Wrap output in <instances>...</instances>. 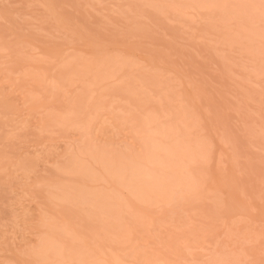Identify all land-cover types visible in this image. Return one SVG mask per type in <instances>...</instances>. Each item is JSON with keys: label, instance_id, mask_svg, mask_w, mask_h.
Wrapping results in <instances>:
<instances>
[{"label": "rangeland", "instance_id": "obj_1", "mask_svg": "<svg viewBox=\"0 0 264 264\" xmlns=\"http://www.w3.org/2000/svg\"><path fill=\"white\" fill-rule=\"evenodd\" d=\"M178 1L0 0V47L1 43L3 46L9 43L8 50L11 49L0 52V259H5V264H35L28 260L30 257L28 261L24 259L44 245L41 242L47 240L54 224L58 226L60 222L61 226L68 221L69 226L83 232L88 230L83 225L86 223L82 218L85 212L90 217L93 213L99 215V219L94 214L93 217L101 224L100 219H109L105 210L111 209L123 211L125 226L118 234L127 237L126 231L129 230L133 239L128 241L129 244L127 242L128 246L123 241L126 237L121 241L123 245L117 243L119 238L111 235L113 229L109 227L112 230L110 235L104 234L109 228L105 226L103 231L101 224L98 237L95 234L90 244L97 250L89 249L92 254L101 252L97 258L102 252L108 253L105 258L110 255L106 260L112 264H264V26L250 18L247 0L217 1L211 8L217 17L210 12L207 14L211 9L206 13L207 9L197 8L205 5L204 0ZM236 12L244 17L239 18L240 22L234 19ZM206 16L208 18L204 19ZM11 45L15 46L12 48ZM16 46L19 47L18 51L15 50L18 55L11 54ZM84 61L93 63L92 72L96 75L92 79L86 75L85 68H78ZM115 61L124 65L127 62V67L120 71L124 78L117 74V79H104L106 82L102 80L101 84L98 81L97 86L91 88V80L94 82L101 71L105 73L114 69L110 66ZM74 63H77V69L73 67ZM99 66H104L103 70H99ZM40 70L42 73L46 71L43 73L46 79L40 76ZM70 71L78 73L72 76ZM124 73H130L128 78ZM79 78L83 81H77ZM93 88L98 91L91 95ZM99 88L106 90L103 91L105 96ZM150 89L155 93L163 90V94L157 91V95L152 96L154 92ZM178 104L182 107L179 108ZM93 106H102V109L96 111ZM74 108L77 112L83 111L81 117L71 113ZM150 109L157 120H154L155 116L147 120ZM56 117L68 119L64 124L67 127L53 126L52 129L49 120ZM174 118L185 119L187 127L195 124L191 130L200 136L199 140L203 139L200 143L204 142L209 150L207 166L204 164V173L202 171L199 176L204 189L201 192L206 191L205 195L202 193L203 196L187 200L177 209L159 206L150 213L143 212L145 209L141 207L134 209L123 205L125 200L131 199L130 194L118 189L117 185L113 187L115 183L101 182V185L100 182L83 180L88 178L86 175L77 176L84 182L76 176V181L72 179L74 162H78L74 157L80 151L87 155L90 148L94 154L98 148L102 152L121 154L123 158L127 156L126 160L144 155L143 146L137 144H140V135L149 127H145L147 122L159 127ZM78 122L85 126L78 125ZM78 126L86 129L81 131ZM134 136H140L139 140ZM86 155L82 158L96 165L93 158ZM97 166H91L94 167L93 175L98 170L104 176L101 166ZM98 171L96 175L101 176ZM83 189L86 191L82 192ZM79 191L88 192L87 197L89 192L98 191L108 193L112 198L101 205L94 197L86 198ZM77 193L86 198L83 206L72 203L74 207L71 202L60 200L62 197L71 200L79 195ZM22 208H27L25 212H28L25 214L23 210L20 213ZM101 238L105 239L107 246ZM99 239L105 242L104 245ZM186 242L189 243L187 247L184 246ZM113 244L127 247L129 251L133 249L131 258L128 251V255L118 254L119 249L124 251L127 248H116ZM181 244L188 248V253ZM116 253L118 258L114 263L112 257Z\"/></svg>", "mask_w": 264, "mask_h": 264}, {"label": "bare ground", "instance_id": "obj_2", "mask_svg": "<svg viewBox=\"0 0 264 264\" xmlns=\"http://www.w3.org/2000/svg\"><path fill=\"white\" fill-rule=\"evenodd\" d=\"M178 1V0H177ZM184 1V0H183ZM188 0H185V2H187ZM190 1V0H189ZM188 1V2H189ZM192 1V0H191ZM193 1H196V0H193ZM206 1V3H205V5H200V6H197V8L198 9H202V10H204V9H207V10H205V12L206 11H208L209 9H211V8H213L212 6H214L215 4H216V2L217 1H223V0H204V1H202V2H205ZM227 1V0H226ZM232 1V0H231ZM249 1H251V0H247V5H248V8H249V11H250V18L251 17H253L256 21H255V23H258V24H262L263 26H264V21H262V19H261V10H260V2H261V0H252V1H256V2H250L249 3ZM179 3L181 2V0L180 1H178ZM177 2V3H178ZM197 2H199V0L197 1ZM208 2V3H207ZM176 3V2H175ZM192 3V2H191ZM188 4V3H187ZM187 4H185V5H187ZM223 4V3H222ZM47 5V4H46ZM197 5H198V3H197ZM223 6H224V4H223ZM230 6H232V5H229V7ZM183 7V6H182ZM188 7V6H187ZM228 7V6H227ZM215 8V7H214ZM234 8V7H233ZM47 9V8H46ZM223 8H221L220 10H222ZM242 9V8H241ZM51 11H54V10H52V9H50ZM227 10V9H226ZM243 10V9H242ZM244 10H246V9H244ZM51 11H49V12H51ZM212 9L210 10V11H208V13L207 14H209V12L212 14ZM223 11V10H222ZM205 12H203V13H205ZM219 12V11H218ZM245 12V11H244ZM52 13V12H51ZM221 13V12H220ZM237 13V12H236ZM235 13V14H236ZM54 14H55V12H54ZM57 14V13H56ZM56 14L54 15V16H56ZM222 14V13H221ZM227 14V13H226ZM231 14V13H230ZM241 14V13H240ZM239 14V15H240ZM249 14V13H248ZM206 15V14H205ZM212 15H214V14H212ZM219 15V14H218ZM231 15H233V14H231ZM238 15V13H237V15H234V19L235 20H237V22H238V20H239V22H240V17H243V16H239ZM200 16V15H199ZM204 16V14H202V16L201 17H203ZM209 16V15H208ZM208 16H206V17H204V19L205 18H208ZM221 16V15H220ZM210 18L212 17V16H209ZM213 17H217V16H213ZM213 17H212V19H213ZM249 17V16H248ZM56 18V17H55ZM218 18H220V17H218ZM221 18H223V17H221ZM233 18V17H232ZM244 18V17H243ZM57 20L58 19H56V22H57ZM217 20V19H216ZM220 20V19H219ZM225 20V19H224ZM252 19H250V21H251ZM202 21V20H201ZM221 21V20H220ZM226 21V20H225ZM246 21V20H245ZM207 22H209V21H207ZM244 22V21H243ZM243 22H241V23H243ZM254 22V21H253ZM252 22V24L254 25V23ZM61 23V22H60ZM204 23V22H203ZM219 23V22H218ZM205 24H209V23H205ZM204 24V25H205ZM221 24V23H220ZM223 24V23H222ZM61 25H63V24H61ZM136 25L138 26V24L136 23ZM203 25V24H202ZM241 25V24H240ZM131 26H133V25H131ZM206 26V25H205ZM223 26V25H222ZM236 26H238V25H236ZM250 26V25H249ZM134 27H136V26H134ZM139 27H140V24H139ZM138 27V28H139ZM143 26H141V28H142ZM216 27V26H215ZM225 27V26H224ZM251 27V26H250ZM138 28H137V30H138ZM252 28V27H251ZM251 28H249V29H251ZM258 28V27H257ZM136 29V28H135ZM134 29V30H135ZM217 29H218V27H217ZM219 29H220V27H219ZM253 31V30H252ZM7 41V40H6ZM19 41V40H18ZM25 42V41H24ZM11 43V42H10ZM22 43H23V41H22ZM3 43H1V47H0V52L2 53V51L3 52H5V49H7L8 50V48H10L9 46V43H7L8 45H6L5 44V46H7V47H5V46H3L2 45ZM11 44H13V43H11ZM15 46V45H14ZM13 46V47H14ZM11 47H12V45H11ZM12 47V48H13ZM22 47H24V45L22 46ZM21 47V48H22ZM25 47H26V45H25ZM63 47V46H62ZM19 49V47H17L16 46V48L12 51V52H10L11 54L13 53L14 54V52L16 53V55H18V53L16 52V51H18V50H16V49ZM20 48V49H21ZM9 50H11V49H9ZM8 50V51H9ZM16 50V51H15ZM23 50V49H22ZM60 50V49H59ZM7 51V52H8ZM67 51V50H66ZM116 52V51H115ZM20 53V52H19ZM21 54V53H20ZM40 54V53H39ZM63 54V53H62ZM5 56V54H2V56ZM15 55V56H16ZM40 55H42V53L40 54ZM66 56V57H72V55L71 54H63V56ZM261 55V54H260ZM8 56V55H7ZM76 56V55H75ZM79 56H81V55H79ZM116 56V58L118 57L117 55H115ZM6 57V56H5ZM43 57V56H42ZM82 57V56H81ZM87 57V56H86ZM260 57V56H259ZM263 57V56H262ZM119 58V57H118ZM67 59V58H66ZM72 59V58H71ZM80 59V58H79ZM91 59H92V56H91ZM93 59H95V58H93ZM120 59V58H119ZM73 60V59H72ZM83 60H84V58H83ZM82 60V61H83ZM87 60V59H86ZM113 60H114V58H113ZM112 60V61H113ZM118 60V59H117ZM95 61V60H94ZM105 61V60H104ZM124 61V60H123ZM74 62V61H73ZM86 62H88V61H86ZM93 62V61H92ZM108 62V61H107ZM61 63H63V62H61ZM60 63V64H61ZM110 63V62H109ZM109 63H107V65L109 64ZM112 63H114V61L112 62ZM111 63V64H112ZM126 63L127 62H125V65H124V63L122 64V63H119V61H118V63H117V61H115V64H113V66L111 65L110 67L111 68H114V69H109V71L111 70V72H103V71H101L102 73L100 74L99 73V75L97 76V79H99V80H95L94 82H93V80H91L90 81V79H92V77L93 76H95L96 75V73H93L92 72V66H93V63L91 64V62H90V64H87V63H85V61L84 62H82V63H80L79 64V66H78V68H80V69H84L85 70V73H86V75L87 76H90L91 78L90 79H88V81H90L89 83H90V87L91 86H93L94 88L97 86V82L99 81L100 82V84H101V81L103 80L104 81V83L106 82L104 79H108V80H110L111 78L112 79H115V77L117 76V74L118 75H121L120 73V71L122 70V68H124V66H126ZM59 64V65H60ZM64 64V63H63ZM63 64H61V65H63ZM77 64V63H76ZM76 64L74 63L73 65V67L75 68V66H76ZM46 65V64H45ZM44 65V67H46ZM70 65H72V63H70ZM70 65H69V67H70ZM97 65V64H96ZM101 65V64H100ZM110 65V64H109ZM59 67V66H58ZM62 67V66H61ZM72 67V66H71ZM87 67H89V68H87ZM99 67H101V66H99ZM104 66H102L101 67V69H99V70H103L102 68H103ZM127 67V66H126ZM126 67H125V69H126ZM53 68V67H52ZM63 69H64V67H62ZM66 68V67H65ZM93 68H95V67H93ZM73 69V68H72ZM76 69H77V66H76ZM96 69V68H95ZM127 69H129V67L127 68ZM51 71H52V69H50ZM66 69H64V71H65ZM94 70V69H93ZM114 70V71H113ZM95 71V70H94ZM123 71V70H122ZM40 72H41V70H40ZM46 72V71H45ZM45 72H43L44 74H46ZM56 72V71H55ZM77 71H75V73H76ZM80 72H82V71H80ZM100 72V71H99ZM129 71L128 70H126V73H128ZM39 72H37V74H38ZM42 73V72H41ZM40 74V76H44V74ZM52 73V72H51ZM57 73V72H56ZM59 73V72H58ZM64 73V72H63ZM70 73H71V71H70ZM74 73V74H75ZM78 73V72H77ZM48 74V73H47ZM67 74H69L68 72H67ZM72 74V73H71ZM71 74H69V75H71ZM74 74H72V76L74 75ZM83 74H84V72H83ZM125 74V73H124ZM130 74V73H129ZM129 74H127L128 76H129ZM133 74H136V73H133ZM54 75V74H53ZM52 75V76H53ZM57 75V74H56ZM64 75V74H63ZM82 75V74H81ZM81 75L79 76V77H81ZM85 75V74H84ZM126 75V74H125ZM127 75H126V77H127ZM39 76V77H40ZM49 76H50V74H49ZM72 76L70 77V78H72ZM75 76H78V75H75ZM83 76V75H82ZM122 76V75H121ZM121 76H120V78H121ZM51 77V76H50ZM61 77L63 78V76L61 75ZM64 77H65V75H64ZM66 77H68V75L66 76ZM84 78H85V76H83ZM82 77V78H83ZM123 77V76H122ZM125 77V78H126ZM130 77H131V75H130ZM41 78V77H40ZM44 78H45V76H44ZM119 78V79H120ZM124 78V77H123ZM128 78V77H127ZM132 78H133V75H132ZM131 78V80H133ZM46 79V78H45ZM48 79V78H47ZM50 79V78H49ZM73 79V78H72ZM71 79V80H72ZM111 79V80H112ZM116 79H117V77H116ZM122 79V78H121ZM136 79V78H135ZM134 79V81L133 82H136V80ZM42 80H43V78H42ZM46 81H48V80H46ZM64 81H66V79L65 78H63L62 79V82L64 83V84H66ZM70 81V80H69ZM77 81H83L81 78H79V80L77 79ZM85 81H86V78H85ZM123 81V80H122ZM140 81V80H139ZM141 81H142V79H141ZM51 82H52V80H51ZM53 82H54V80H53ZM61 82V83H62ZM49 83V82H48ZM63 83H62V85H63ZM109 83V82H108ZM125 83V82H124ZM124 83H122V84H124ZM127 83V82H126ZM142 82H140V84H141ZM44 84V83H43ZM59 84V83H58ZM99 84V83H98ZM100 84H99V86H100ZM112 84H114V83H112ZM121 84V85H122ZM128 84V83H127ZM46 85V84H45ZM44 85V86H45ZM57 85V84H56ZM67 85H69V84H67ZM151 85V84H150ZM59 86H61V84L59 85ZM87 86V85H86ZM107 86V85H106ZM118 86H120V85H118ZM141 86V85H140ZM144 86H146V87H148L147 85H144ZM63 87V86H62ZM103 87H105V86H103ZM120 87H122V86H120ZM125 87H128V86H125ZM137 87V86H136ZM146 87H145V89H146ZM169 88H170V86H168ZM56 88V87H55ZM92 88V87H91ZM94 88H93V90L92 91H90L91 93V95H93V92L95 93L96 92V90H94ZM106 88V87H105ZM118 88V87H117ZM117 88H116V90H117ZM83 89V88H82ZM100 89V88H99ZM102 89V88H101ZM100 89V90H101ZM121 89V88H120ZM131 89H133V88H131ZM148 89V88H147ZM156 90V89H155ZM98 91V90H97ZM104 91V90H103ZM102 90H101V92H103ZM107 91H108V89H107ZM118 91V90H117ZM119 91H122V90H119ZM148 91V90H147ZM150 91L151 92H154V90H151L150 89ZM159 93L158 94H163V90H157ZM157 91H156V93L154 92L153 93V95L152 96H154V94H156L157 95ZM162 91V92H161ZM51 92V91H50ZM53 92H55V91H53ZM87 92V91H86ZM85 92V93H86ZM101 92H99V94L101 93ZM104 92H106V90L104 91ZM103 92V94H104V96H105V93ZM109 92V91H108ZM112 92H113V90H112ZM165 92V91H164ZM88 93V92H87ZM97 93V92H96ZM117 93V92H116ZM115 93V94H116ZM124 93V92H123ZM122 93V94H123ZM145 93V92H144ZM144 93H142V94H144ZM167 93V92H166ZM110 94L108 93V95L107 96H109ZM118 95V94H117ZM130 94H128V96H129ZM170 95H172V93L170 94ZM85 96V95H84ZM87 96V95H86ZM85 96V97H86ZM96 96V98L98 97L97 95H95ZM120 96V95H119ZM139 96V95H138ZM146 96H149V95H146ZM161 96H163V95H161ZM89 97V96H88ZM91 97V96H90ZM100 97V96H99ZM132 97V96H131ZM80 98V97H79ZM104 98V97H103ZM106 98V97H105ZM122 98V97H121ZM83 99V98H82ZM89 99V101H90V99L91 98H88ZM95 99V98H94ZM128 99H129V97H128ZM165 99H167V98H165ZM177 99V98H176ZM79 100V99H78ZM96 100V99H95ZM132 100V98H130V101ZM134 100V99H133ZM137 100H138V102L139 101H141V99H140V96L137 98ZM187 100V99H186ZM88 101V102H89ZM98 101V100H97ZM100 101H102V100H100ZM149 101H151V100H149ZM168 101H169V99H168ZM179 101V100H178ZM188 101V100H187ZM186 101V102H187ZM83 103H84V101H82ZM94 102V101H93ZM96 102V101H95ZM127 103H128V101H126ZM153 102V101H152ZM151 102V103H152ZM170 102V101H169ZM177 102V101H176ZM82 103V104H83ZM129 103H131V102H129ZM136 103V102H135ZM142 103V102H141ZM149 103V102H148ZM171 103V102H170ZM180 103V102H179ZM182 103V102H181ZM189 103V102H188ZM81 104V106H84V105H82ZM133 104H134V101H133ZM153 104V103H152ZM152 104H149L150 106L152 105ZM85 105H87V104H85ZM90 104H88L87 105V107L89 106ZM96 105H97V103H96ZM135 105V104H134ZM138 106H139V104H137ZM136 105V106H137ZM179 105V104H178ZM177 105V106H178ZM79 106V105H78ZM137 106V107H138ZM143 106V105H142ZM175 106V105H174ZM176 106V107H177ZM180 106V105H179ZM178 106V107H179ZM189 106H190V104H189ZM100 107V106H99ZM97 108V106H93V108L94 109H96V111H98V109H102V106H101V108ZM134 107V109H135V106H133ZM140 107V106H139ZM146 107V106H145ZM164 107V106H163ZM162 106H161V108H163ZM182 107V104H181V106L179 107V108H181ZM75 108H77V107H75ZM75 108H74V111L72 112V110H71V113H75L74 115H76V113H77V118L80 116L81 117V114L82 113H80L79 111V113L75 110ZM85 109H86V107H84ZM143 108H144V106H143ZM151 108V107H150ZM155 108V107H154ZM138 109H140V108H138ZM144 109H146V108H144ZM156 109H157V106H156ZM136 110V109H135ZM141 110H142V108H141ZM146 110H148V109H146ZM151 111V109L148 111V113H147V111H146V113H147V116H148V119H147V116L145 115V113L143 114V116L147 119V120H150L149 118H151V117H153L154 118V116H155V114L154 115H152V113L150 112ZM153 111L155 112V109H153ZM83 112V111H82ZM141 112V111H140ZM90 113V112H89ZM150 113V114H149ZM69 114H70V112H69ZM87 114V113H86ZM140 115H141V113H139ZM68 115V114H67ZM71 116H74V115H72V114H70ZM70 115H68L70 118H71V116ZM59 117H61L60 115H58ZM76 116L74 117V118H76ZM83 116V115H82ZM89 116V115H88ZM182 116V115H181ZM183 116H184V114H183ZM186 116V115H185ZM208 116V115H207ZM66 117V116H65ZM85 117V116H84ZM66 118H68V117H66ZM66 118H64V120L63 119H58V117H56V118H51L50 120H49V122H50V125H51V128L53 129L54 127H56V128H59V127H63L64 126V124H65V121L66 120H68V119H66ZM137 118V117H136ZM152 118V119H153ZM184 118V117H183ZM183 118H181V119H179V118H174V120H172L171 122H165L164 121V123L163 124H161L159 127L156 125V126H154V125H151V124H149V121L147 122L148 124H146V126H145V123H144V126L147 128V125L150 127V129H149V127L147 128V129H149L148 131H147V129H146V131L144 130V134H141L138 138L140 139H138L136 136H134L135 137V139L137 138V141L139 140L140 141V144H137V145H142L143 146V148H142V150H143V152H144V155L142 154V155H138L137 157H135V158H128V159H130L131 161H127L126 160V158H127V156L125 157V158H123L124 156L122 155L121 157H120V155L121 154H115V153H113L112 151H110V153H107V151L106 152H104V150H103V152L102 151H99V150H97L96 149V152L95 151H93L94 152V154L91 152V149L89 148L88 150L90 151V153H88L87 155L89 156L90 155V157H92L93 158V160H94V162H95V164L96 165H91V164H89L88 162H90V161H88L87 162V160L86 159H83L82 158V156H85L86 155V152L84 153V151L82 152V151H80L81 152V154H80V156H81V158L80 159H77V157H80V156H78V154L80 153H78L77 154V156L76 157H74V158H76V160L75 161H78V162H74L75 163V167H74V169H73V171H71L72 172V174L74 175L73 177H72V179L74 178L75 179V176L77 177V176H81V178L82 177H86V176H88V178L86 179V178H83V180L85 179V180H89V181H91V182H97V183H99V184H101V182H105V183H110V182H112V183H115V184H113V187H114V185H117L118 187V189H124V190H127L128 192H129V194L130 195H128V196H130L131 197V199H129V201H126L125 200V202H124V204L123 205H125L126 207H128V208H134V209H137V207H141V209L142 210H144L143 212H152V211H154L157 207H159V206H161V207H163V208H171V207H173L174 209H177V207H179L181 204H184L185 202H188L187 200H190V199H193V198H196V197H198V195H200V196H203L202 195V193L205 195V193H206V191H205V193L204 192H201V191H203L204 189H203V187H202V185H201V183H200V180H199V176L201 177L202 176V174L204 173V171H203V167H204V164L206 165V159H207V156H208V154H209V150L208 149H206V146H205V143L204 142H202L203 144H201L200 143V141H202V140H199L200 139V136L199 137H197V135L195 134V132H193V130H191V129H193V128H191V127H195L196 125L195 124H193V126H189V127H187V125H186V122L188 123V119H187V117H185V119H187V121L185 122V119L183 120ZM72 119V118H71ZM70 119V120H71ZM81 119V118H80ZM172 118H170V120H171ZM79 120V119H78ZM78 120H76V121H78ZM143 120H145V119H143ZM154 120H157V117L155 116V119ZM83 121H85V120H83ZM45 122H47V125H49L48 123V121H45ZM67 122V121H66ZM80 122H82V121H80ZM137 122V120L135 121V123ZM141 122V119H140V121L139 122H137V124H139ZM143 122V121H142ZM74 123V122H73ZM72 123V124H73ZM87 123H89V122H87ZM151 123V122H150ZM193 123V122H192ZM46 124V123H45ZM69 124V123H68ZM72 124H70V125H72ZM78 125H81V124H79V122L77 123ZM136 124V125H137ZM169 124V125H168ZM44 125V124H43ZM82 125H84L83 123H82ZM81 125V126H82ZM151 125V126H150ZM54 126V127H53ZM77 126V125H76ZM85 126V125H84ZM83 126V128L84 129H86L85 127ZM154 126V127H153ZM47 127H49V126H47ZM65 127V126H64ZM67 127V126H66ZM65 127V128H66ZM79 128H81L80 126H78ZM87 127V126H86ZM212 127V126H211ZM50 128V127H49ZM83 128H81V131H82V129ZM197 128V127H196ZM59 129H61V128H59ZM63 129V128H62ZM69 129V128H68ZM78 129V128H77ZM142 129V128H141ZM141 129H139L138 131L140 132V130ZM211 129V128H210ZM212 130V129H211ZM85 131V130H84ZM78 132V131H77ZM86 132V131H85ZM138 132V133H139ZM196 132H199V131H197L196 130ZM134 133H136V132H134ZM140 133H142V131L140 132ZM78 134V133H77ZM85 134V133H84ZM78 135H80V134H78ZM195 135V136H194ZM81 136V135H80ZM193 137H195V140H199L198 142L197 141H195L194 139H192ZM71 141V140H70ZM69 141V142H70ZM65 143V142H64ZM66 144V143H65ZM69 144V143H68ZM72 144V143H71ZM65 146V145H64ZM136 146V145H135ZM134 146V147H135ZM33 147V146H32ZM69 147V146H68ZM64 148V147H63ZM70 148V147H69ZM66 149V148H65ZM74 149V148H73ZM107 150V149H106ZM97 151H99L98 153H97ZM112 152V153H111ZM86 155V156H87ZM88 159H90V158H88ZM84 160V161H83ZM93 162V163H94ZM86 163H88L89 165H87ZM97 164H100V166H101V170H103V172L105 173V175L104 176H102L103 174L100 172V171H98V172H100L101 173V176L99 175V176H97L96 175V172H95V176L93 175V173H94V171H92V169L94 168V167H91V166H97ZM72 166V165H71ZM99 166V165H98ZM97 166V167H98ZM99 166V167H100ZM207 166V165H206ZM65 170V169H64ZM94 170V169H93ZM95 170H96V168H95ZM202 171H203V173H202ZM93 172V173H92ZM61 173V172H60ZM202 173V174H201ZM64 174V173H63ZM60 175V174H59ZM67 175H69V174H67ZM66 175V176H67ZM71 175V174H70ZM86 175V176H85ZM59 177H61V175L59 176ZM66 178V177H65ZM69 178V177H68ZM77 178H80V177H77ZM80 178V180H82ZM73 179V180H74ZM61 180V179H60ZM82 180V181H83ZM74 181H76V179L74 180ZM73 181V182H74ZM84 182V181H83ZM82 183V182H81ZM78 184V183H77ZM94 184V183H93ZM96 184V183H95ZM102 185V184H101ZM107 185V184H106ZM109 185V184H108ZM110 185H112V184H110ZM100 185H98V187H99ZM82 187H84V185L82 186ZM100 188H102V187H100ZM104 190H106V188L104 189ZM103 190V191H104ZM117 190V189H116ZM208 190V189H207ZM81 191V190H80ZM79 191V193L82 195V196H86V198H89V197H94L96 200H97V202L98 203H100L101 205L102 204H105V202L106 201H110L111 199H108V198H112V197H110L109 195H108V193L105 195V193L104 194H102L101 192L99 193L98 191H92V192H94L93 194H91L90 192H89V197H87V193L88 192H85V194H83L82 192H84V191H86V190H84L83 189V191L82 192H80ZM122 191V190H121ZM209 191V190H208ZM96 192V193H95ZM79 193H77V194H79ZM201 193V194H200ZM77 194H76V196H77ZM80 194L77 196V197H75V198H71V200L68 198V197H62V198H60V200L61 201H65V202H67V201H69V202H71V204L70 205H76V206H78L77 204H82V206H83V204H84V202H83V200H85L86 198H84V197H79L80 196ZM91 194V195H90ZM105 195V196H104ZM108 195V196H107ZM67 196V195H66ZM206 196H208L207 194H206ZM72 197V196H71ZM130 197H128V198H130ZM205 198V197H204ZM82 199V200H81ZM213 198H211V201H214V199L212 200ZM198 200V199H197ZM199 201H200V199H199ZM202 201H203V199H202ZM62 202V203H63ZM64 202V203H65ZM184 202V203H183ZM190 202V201H189ZM194 203L196 202V199L193 201ZM22 203V202H21ZM64 203L62 204V205H64ZM73 203V204H72ZM215 203V202H214ZM16 204V203H15ZM20 204V203H19ZM201 204H202V202H201ZM212 205H213V202L211 203ZM17 205V204H16ZM15 205V206H16ZM57 205V204H56ZM66 205V204H65ZM64 205V206H65ZM73 205V206H74ZM100 205V206H101ZM118 205V204H117ZM196 205V204H195ZM198 205V204H197ZM76 206H74V207H76ZM81 206V207H82ZM190 206H191V203H190ZM194 206V205H193ZM23 207V206H22ZM26 207V206H25ZM81 207H78L79 209L81 208ZM15 209H16V207H14ZM60 208V207H59ZM26 209L27 208H25V209H21L22 211H20V213L21 212H23V210H24V212L26 211ZM42 209V208H41ZM20 210V209H19ZM30 210V209H29ZM40 210V209H39ZM82 210V209H81ZM85 210V209H84ZM12 211V210H11ZM13 211H14V209H13ZM83 211V210H82ZM85 211H87V210H85ZM167 211H168V209H167ZM27 212H28V210H27ZM27 212H25V214L27 213ZM79 212V211H78ZM84 212V211H83ZM122 212V213H121ZM14 213V212H13ZM19 213V214H20ZM74 213H75V210H74ZM79 213H81V212H79ZM86 214H87V212H85ZM84 213V215H82V216H84V217H82V218H84V220L83 221H85V219H86V225H89V226H86L85 224H83L88 230H85V231H87L86 233H85V231L83 230V232L82 231H80V230H82V229H80V230H76V228L75 227H71V226H69L70 224H69V222L67 221V224H66V222L65 223H62V225L61 226H59V223H58V226L56 225V224H54L53 225V228L52 227H50L51 228V230H50V232H49V234H48V238H47V240L44 242V243H42L41 242V244H44L40 249V251H39V248H38V251L36 252V251H34V252H32V256L30 255V254H28V255H30V256H27L24 260H27L29 257L31 258H29L28 260H30V261H32V262H35V264H40V262L41 263H50V264H52V263H57V264H112V263H110V261H108V260H106V259H109V257H111L110 255H108L109 257H107V258H105L106 257V255L105 254H108V253H104L103 254V252H102V254H103V256H102V254L97 258V254L99 255L101 252H97V253H95V254H92L93 253V251H95V250H97V249H93V248H95V247H91L92 245H90V244H92L93 243V241H94V237H96L95 236V234L97 235V237H98V233L100 232V230L98 231V226H100L101 224V229L104 231L105 230V228H103V227H105V226H108L107 227V229L110 227L111 229H113V234L111 233V235H113L112 237H118L119 239H118V241H116L117 243H119V242H121L122 241V239L123 238H125L126 236H124L123 237V234L121 235V234H118V233H122L123 232V230H124V218H123V216H122V214H123V211H112V209L111 210H105V214L106 215H109V219H105V218H102V219H100V221H101V224H99V221H97V218L99 219L100 218V216L99 215H97V214H95V213H93L94 215H95V217H97L96 219H94L95 217H93V214L91 215L92 217H90L89 215L88 216H86V214ZM153 213V212H152ZM18 214V213H17ZM24 214V213H23ZM76 214V213H75ZM81 214H83V213H81ZM91 214V213H90ZM74 215V214H73ZM97 215V216H96ZM20 216V215H19ZM65 216H67V215H65ZM65 216H64V218H65ZM77 217L79 216L78 214L76 215ZM81 216V215H80ZM99 216V217H98ZM89 217V218H88ZM125 217V216H124ZM81 218V219H82ZM126 218V217H125ZM67 219V218H66ZM80 219V217L78 218V220ZM77 220V219H76ZM77 220V221H78ZM38 221V220H37ZM127 221V220H126ZM80 222V221H79ZM81 222H82V220H81ZM69 224V225H68ZM132 224V223H131ZM78 225V224H77ZM81 226H83L82 224H80ZM80 226V227H81ZM83 226V227H84ZM100 228V227H99ZM110 228H109V230L106 232V230L104 231V234L106 233H109V232H112V230L110 231ZM125 229H126V227H125ZM20 230V229H19ZM26 231H27V229H25ZM24 231V230H23ZM46 231V230H45ZM97 231H98V233H97ZM78 232L80 233V234H78ZM102 232V231H101ZM126 232H128V234L126 233V235H127V237L125 238V240L123 239V241H124V243L125 244H127V242L128 241H131L130 239H133V237H132V235L130 234V232H129V230L128 231H126ZM19 233H20V231H19ZM31 233V232H30ZM94 233V234H93ZM9 234V233H8ZM24 234V233H23ZM32 234V233H31ZM87 234V235H86ZM90 234V235H89ZM92 234V235H91ZM103 234V233H102ZM103 234V235H104ZM131 236H130V235ZM27 235V234H26ZM80 235V236H79ZM100 235V234H99ZM108 235H110V233L108 234ZM136 235V234H135ZM138 235V234H137ZM16 236H17V234H16ZM22 236V235H21ZM24 236V235H23ZM14 237H15V234H14ZM13 237V238H14ZM18 237V236H17ZM105 237H107L106 235H105ZM111 237V236H110ZM132 237V238H131ZM138 237V236H137ZM16 239V238H15ZM101 239H103V238H101ZM108 239H109V237H108ZM111 239V238H110ZM171 239V238H170ZM184 239V238H183ZM14 240V239H13ZM100 240V239H99ZM104 241H105V239H103ZM137 240V239H136ZM174 240V239H173ZM101 241V243H102V240H100ZM108 241V240H107ZM111 241V240H110ZM122 241V242H123ZM181 242L183 241L184 242V240H180ZM99 242V241H98ZM106 242V241H105ZM105 242H103L102 243V245H104V243ZM121 242V243H122ZM137 242V241H136ZM140 242V241H139ZM181 242H178V243H181ZM100 243V242H99ZM101 243L100 244H98V245H101ZM110 243V242H109ZM95 244V243H94ZM124 244V245H125ZM128 244H129V242H128ZM128 244H127V246H128ZM133 244H135V243H133ZM138 244V243H137ZM182 244H184V243H182ZM182 244H181V246H182ZM186 244H188L189 245V243L188 242H186L185 244H184V246H186L187 247V245ZM89 245H90V247H89ZM95 245H97V243L95 244ZM102 245H101V249H102ZM106 246L108 245L107 244V242H106V244H105ZM116 244H113V247L115 246ZM121 245V244H120ZM122 245H123V243H122ZM140 245V244H139ZM40 246V245H39ZM105 246V247H106ZM134 246V245H133ZM97 247V246H96ZM104 247V246H103ZM105 247H104V249H105ZM113 247H110L111 248V250L113 249ZM116 247V246H115ZM117 247H119L118 245H117ZM116 247V248H117ZM121 247V246H120ZM119 247V248H120ZM93 249V251H91L90 249ZM109 248V247H108ZM108 248H106V249H108ZM121 248H125V247H121ZM127 248V247H126ZM125 248V249H126ZM99 249H100V247H99ZM98 249V251H101V250H99ZM134 249H135V246H134ZM182 249H186V251L185 252H187L188 253V248H184L183 246H182ZM131 250H133V249H130V251ZM103 251V250H102ZM107 251V250H106ZM121 251V252H120ZM125 251H126V253H125ZM127 251H128V254H127ZM129 250H128V248H127V250H124V251H122V250H120L119 249V252H118V254H123L124 253V255H128V257L130 256V254H131V252L133 253V251H131L130 252ZM181 251V250H180ZM113 252H114V250H113ZM123 252V253H122ZM135 252V251H134ZM186 253V254H187ZM123 255V256H124ZM133 255V254H132ZM143 255H145V254H143ZM4 256V255H3ZM118 255H117V253L116 254H114V256L112 257V260H113V262L115 263L116 261H117V257ZM123 256H121V257H123ZM138 256H139V254H138ZM146 256V255H145ZM101 257H104V259L103 258H101ZM149 257V256H148ZM124 259H126L125 258V256L123 257ZM129 258H131V256L129 257ZM134 258H136V257H134ZM142 258V257H141ZM146 258V257H145ZM95 259H97V260H95ZM149 259V258H148ZM4 260V261H3ZM3 260H1L0 259V264H5V259H3ZM27 260V261H28ZM133 260V259H132ZM132 260H130V261H132ZM135 260V259H134ZM139 260V259H138ZM146 260H147V258H146ZM145 260V261H146ZM150 260V259H149ZM154 261V260H153ZM98 262V263H97ZM140 263H141V261H139ZM151 263H152V261H150ZM159 262V261H158ZM154 263H155V261H154ZM167 263V262H166ZM165 263V264H166ZM134 264V263H133ZM146 264H147V262H146ZM155 264H157V262L155 263Z\"/></svg>", "mask_w": 264, "mask_h": 264}, {"label": "snow or ice", "instance_id": "obj_3", "mask_svg": "<svg viewBox=\"0 0 264 264\" xmlns=\"http://www.w3.org/2000/svg\"><path fill=\"white\" fill-rule=\"evenodd\" d=\"M259 7L261 10V19H262V21H264V0H261Z\"/></svg>", "mask_w": 264, "mask_h": 264}]
</instances>
